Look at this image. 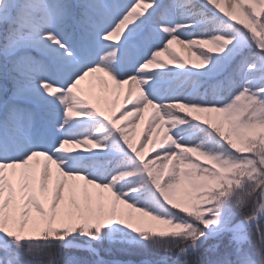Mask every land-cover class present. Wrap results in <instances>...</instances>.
<instances>
[{
	"label": "snow or ice",
	"instance_id": "obj_1",
	"mask_svg": "<svg viewBox=\"0 0 264 264\" xmlns=\"http://www.w3.org/2000/svg\"><path fill=\"white\" fill-rule=\"evenodd\" d=\"M0 264H264V0H0Z\"/></svg>",
	"mask_w": 264,
	"mask_h": 264
},
{
	"label": "rangeland",
	"instance_id": "obj_2",
	"mask_svg": "<svg viewBox=\"0 0 264 264\" xmlns=\"http://www.w3.org/2000/svg\"><path fill=\"white\" fill-rule=\"evenodd\" d=\"M176 48H177V50L178 51H181L182 52V54H184L185 56H187V50L186 49H184L181 45H174ZM165 58L167 59V56H165ZM82 84H83V86L85 87V88H87L88 87V84H87V82H82ZM127 86H125V88H126ZM96 90H94V92H95ZM113 99L115 98V97H112ZM94 102H96L95 100H94ZM100 104H101V106L102 107H104V108H108V103L105 101V100H99L98 101ZM123 103V96H121L120 98H119V104H122ZM122 124L124 123L123 121L121 122ZM144 123L145 122H140V127L137 129V134H139V132H140V130L144 127Z\"/></svg>",
	"mask_w": 264,
	"mask_h": 264
}]
</instances>
